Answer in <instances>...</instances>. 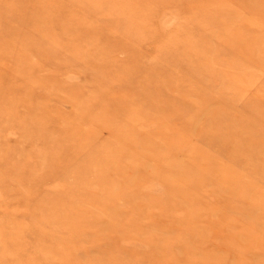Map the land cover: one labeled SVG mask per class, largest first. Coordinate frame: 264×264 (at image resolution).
<instances>
[{
  "label": "rangeland",
  "instance_id": "obj_1",
  "mask_svg": "<svg viewBox=\"0 0 264 264\" xmlns=\"http://www.w3.org/2000/svg\"><path fill=\"white\" fill-rule=\"evenodd\" d=\"M0 264H264V0H0Z\"/></svg>",
  "mask_w": 264,
  "mask_h": 264
}]
</instances>
